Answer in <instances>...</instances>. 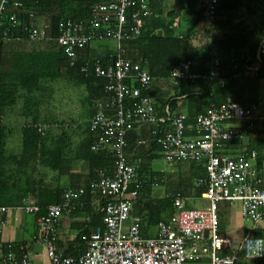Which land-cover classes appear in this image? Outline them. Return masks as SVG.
<instances>
[{
    "label": "built area",
    "instance_id": "1",
    "mask_svg": "<svg viewBox=\"0 0 264 264\" xmlns=\"http://www.w3.org/2000/svg\"><path fill=\"white\" fill-rule=\"evenodd\" d=\"M222 0H207L206 11L213 14ZM154 0H109L98 4L89 22H75L62 18L55 41L65 49L70 66L74 67L79 52L95 41L113 40L119 52L108 65L82 66V73L106 81L110 102L100 104L90 123L95 137L93 151L108 150L114 157V171L108 175L99 171L89 192L103 201L102 223L92 232L86 253L80 258L58 252L57 225L66 210H72L88 190H67L62 202L49 205L41 215V207L24 200L29 214L40 215V241L46 245L51 264H189L208 257L211 264H237L238 260L264 258V243L259 238H245L241 247L232 255L222 257L224 249H233V241L219 232L220 201L240 202L248 219H264V172L258 165V154L253 151L234 158L217 153L222 142L245 140L249 132L264 126L257 104L243 106L231 97L219 105H211L205 114L196 117L191 126L192 135L186 134L187 115L161 118L157 115L152 96L144 95L151 89L154 78L142 65L124 56L123 44L139 39L152 18ZM25 16L36 23L38 16L18 0H0V31L7 41L38 42L49 37L51 24L25 21ZM234 57V62L244 61ZM258 59L264 60V27ZM219 58H214L206 73H191L192 62L176 66L171 73L174 85L186 78H219L225 86ZM249 69V67H246ZM242 72L235 74L240 78ZM111 112V113H109ZM239 125L231 126L228 124ZM138 124H158L157 144L163 159L171 164L176 161L206 162L207 177L200 183L205 186L202 198L208 202L204 209H187L180 196L173 197L177 212L168 222L159 223L157 238L142 236V218L133 215V204L142 189L139 177L141 160L132 162L128 156L127 135ZM43 134L44 127L38 126ZM144 144V141H140ZM9 212L0 206V224ZM210 234L209 246L188 248V242H201ZM0 264H29L27 257L21 262L9 245Z\"/></svg>",
    "mask_w": 264,
    "mask_h": 264
},
{
    "label": "crops",
    "instance_id": "2",
    "mask_svg": "<svg viewBox=\"0 0 264 264\" xmlns=\"http://www.w3.org/2000/svg\"><path fill=\"white\" fill-rule=\"evenodd\" d=\"M107 1L109 0H88V3L94 2L97 6ZM252 3L253 1L246 0L245 5L239 11L232 12L228 9V3L221 2L217 13L210 15L206 11L207 2L204 3L203 0L204 17L197 25L190 26L182 24L181 0H154L153 16L148 19L144 33L164 34L166 30L177 27L176 36L182 37L193 27V38L198 47L205 46L214 39L243 40L250 38L255 41L256 28L264 22V15L259 20L248 15V12L253 11ZM49 22L50 16L39 17L36 20L38 24ZM254 46L255 44L251 45V47ZM34 47L37 49L34 50ZM118 50V44L113 40L95 41L83 51L82 55L87 65H92L94 62L100 60L105 62L108 58L114 57L119 52ZM251 51L246 48L243 56L249 58ZM49 54L44 51L43 46L39 48L27 41H9L4 44L0 42V82L5 79L6 85L17 86L22 93L21 88L27 85L30 65L43 63L44 58L48 57L49 66L52 70H56L59 59L56 57L55 63V57H50ZM214 56L219 57L218 50L213 51ZM231 57L237 56L233 54ZM39 58L44 61H39ZM257 60H259L258 53ZM252 62L248 65L246 75L240 78H224L225 85L230 86L229 92L235 98L237 96L243 99V106L257 104L260 107V115L264 116V80H259L257 75L260 63L255 60ZM199 69H201L200 66ZM61 79L42 82V85L49 87L51 91L48 102L42 103L39 109L40 125L44 127L43 143H39L32 153L24 141L26 129L31 123V118L23 114L28 103L26 96L22 93L14 98L6 99L3 106L0 101V206L9 208V212L0 224V260L6 252V246L12 245L19 262L27 257L29 264H51L47 247L40 241V215L27 213L24 209V200L40 207H48L59 200V193L81 188L88 190V195L83 200L72 210H66L63 213L56 227L58 252L65 256L76 258L83 256L87 251L92 232L102 223L104 201L96 194H91L89 190L91 184L99 178L100 170H104L108 175L113 174L114 162L108 165L106 156L98 155L106 150H92L95 137L90 130V123L100 104L109 103L111 95L105 94L101 86L97 84H90L88 89L82 86L85 90L81 97H84L83 103L88 106V109L82 117V123L76 124L71 121L67 124L66 121H62L64 119L55 107L57 101L55 86ZM63 79L65 84L73 82L70 79ZM176 87L171 77H155L152 95L156 106L161 108L165 103L166 109L169 108V103L177 91ZM254 100L258 102L255 103ZM179 106H183L182 109L187 108L183 100ZM191 126H188L186 130L188 136L193 134ZM158 129V124H138L127 135L129 159L134 163L141 160L139 177L142 189L134 201L132 213L142 218L144 238H157L159 223L170 221L177 212L173 203L174 196H180L187 209H204L208 206V202L202 198L205 186L200 183L207 177L205 161H176L171 163V171L156 172L153 170L155 162L163 158L161 147L154 143L158 137L155 131ZM86 133H88V144L85 145L82 142ZM140 141L145 143L142 145ZM240 141L222 142L217 146L216 151L220 155L234 158L255 151L258 154V165L264 172V126L260 124L256 131L249 132L246 139ZM261 158L262 165L260 166ZM167 198H170L173 206L155 224L145 221L143 214H139V206L142 207L148 200ZM154 209L153 216L157 217L159 215L157 207ZM218 213L220 234L230 238L234 244L233 249L222 250L220 256L232 255L248 237L262 239L264 243V219L255 222L245 217L240 202L220 201ZM209 244L210 234L206 233L201 242H188V248L193 245L203 247ZM18 248L23 252L22 255L18 252ZM189 264H211V260L204 257ZM237 264H264V258L262 260L242 258Z\"/></svg>",
    "mask_w": 264,
    "mask_h": 264
},
{
    "label": "trees",
    "instance_id": "3",
    "mask_svg": "<svg viewBox=\"0 0 264 264\" xmlns=\"http://www.w3.org/2000/svg\"><path fill=\"white\" fill-rule=\"evenodd\" d=\"M23 3L26 9L33 11L39 17L50 16L51 29L49 32V37L46 40L38 42H30L33 45L44 47V51L50 53V57H55L54 62L56 63V57L59 59V65L57 64L56 70H52L47 62L40 63L38 65H30V69L27 77V85L23 86L22 93L26 96L28 103L26 110L23 114L31 118V123L25 132V143L28 145L30 153L36 150L39 143H43V134L39 131L38 126L39 121V109L42 103L48 102L51 89L47 86L42 85V82L53 81L55 79H70L78 86H88L90 84L100 85L105 94L106 91V81L101 78L87 76L82 73V66L87 65V62L83 59V51L88 48L82 49L79 52L76 65L74 67L70 66L69 59L66 55L65 49L61 47L56 41L55 37L58 31L59 22L62 18L71 19L75 22H89L92 17L93 10L96 7L94 2L88 3V0H18ZM253 1V0H249ZM203 0H181V18L182 24H188L190 26L197 25L204 17L205 6L202 7ZM222 3H228V9L232 12H237L245 5L246 0H222ZM220 2V3H221ZM219 3V5H220ZM219 5L216 8L215 13L219 9ZM25 21L32 24L33 26L37 23L30 20L29 16H25ZM189 26V27H190ZM213 26V24H212ZM210 26V27H212ZM264 22H261L257 26L256 40L254 39H243V40H219L214 39L207 45L198 47L195 43L192 29L188 30L187 33L183 34L182 37L176 36L177 27L170 28L166 30L164 34L162 33H143L139 39H134L127 41L123 44L124 56L139 62L144 69H146L153 78L160 77H171L172 70L183 63L192 62L191 73H206L210 69V63L214 58L213 51H219V59L221 63V70L223 72L224 78L232 79L235 78V74L242 72V76L247 74V66L251 65L252 60L260 63V69L257 71L259 80H264V60L260 62L257 60V49L262 42ZM144 32L145 29H144ZM2 37V31H0V42L2 44L9 41L4 40ZM254 41V42H253ZM16 42V41H13ZM21 42V41H19ZM255 44L254 47L251 45ZM251 47V48H250ZM246 48L251 49L250 57L246 58L241 62H234L231 57L233 54L237 56L239 60H242V56ZM37 48L34 47V50ZM58 52V54H57ZM113 57L107 59V61H97L90 67L96 64H101L106 66L108 62L113 61ZM33 61V60H32ZM39 61H44L39 58ZM34 63V62H32ZM31 64V63H30ZM198 64V65H197ZM200 64V65H199ZM52 65H55L52 63ZM199 66L201 69H199ZM7 81L2 79L0 82V101L2 106L5 104L6 99L14 98L16 95H21L19 88L17 86L6 85ZM256 83V82H254ZM228 84L225 86L221 85V79L219 78H207V79H194L186 78L179 82L177 85V91L173 95L172 100L169 103V108L166 109L165 103L161 108L157 107L155 104L156 113L161 118L174 117L181 114H187L186 120V130L188 126L194 124L195 119L200 114H205L207 109L211 105H219L223 103L227 97H231L234 101L244 104L242 98L232 95L229 92ZM152 88L148 91H144V95H152ZM181 100L186 103V109H182L183 106H179ZM253 102L257 103L258 100ZM179 111V112H178ZM185 112V113H182ZM160 130V129H159ZM158 130V131H159ZM187 134V132H186ZM157 141V139H156ZM154 142L157 144V142ZM240 140H233L227 142H237ZM242 142V141H240ZM224 143V142H223ZM226 143V142H225ZM82 144H88V133L85 134V139ZM88 148V147H87ZM98 155L101 157L106 156V163L112 165L114 162L113 155L108 151H102ZM260 166L262 165V158L259 161ZM140 171V169H139ZM63 193H59V200L56 203L62 202ZM172 202L170 198L164 200H148L142 207L139 206V214H143L145 221L155 224L160 217L170 210ZM157 207L158 216H153V210ZM46 207H41V215L46 212ZM12 246V245H10ZM7 251L9 246L5 248ZM12 250L14 247L12 246ZM20 255L23 254L18 248ZM257 259V260H262Z\"/></svg>",
    "mask_w": 264,
    "mask_h": 264
},
{
    "label": "rangeland",
    "instance_id": "4",
    "mask_svg": "<svg viewBox=\"0 0 264 264\" xmlns=\"http://www.w3.org/2000/svg\"><path fill=\"white\" fill-rule=\"evenodd\" d=\"M206 2L207 0H204V3ZM252 7L253 11L251 10L252 12H248V15L259 20V18L264 15V0H253ZM59 83L60 86H58ZM55 88L57 97L55 107L59 115H62V119H64L62 121H66L67 124H70L71 121H74L76 124L82 123V117L86 114L88 109V106L83 103L84 97H81L85 88L77 86L73 82H67V84H65L64 79L58 81ZM171 169V164L167 163L163 158L157 160L153 166V170L156 172L171 171Z\"/></svg>",
    "mask_w": 264,
    "mask_h": 264
}]
</instances>
